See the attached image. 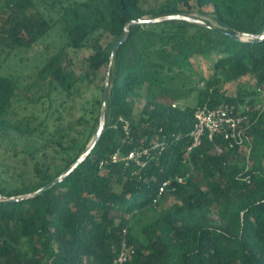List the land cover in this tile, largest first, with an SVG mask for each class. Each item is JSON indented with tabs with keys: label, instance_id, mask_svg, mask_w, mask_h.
Masks as SVG:
<instances>
[{
	"label": "trees",
	"instance_id": "1",
	"mask_svg": "<svg viewBox=\"0 0 264 264\" xmlns=\"http://www.w3.org/2000/svg\"><path fill=\"white\" fill-rule=\"evenodd\" d=\"M149 1L72 0L60 15L68 42L32 82L0 72V151L5 142L36 134L44 158L50 152L59 160L41 162L28 149L36 183L0 185V264H111L123 230L133 247L127 264H264V38L254 37L264 33V0ZM194 7L211 8L218 25L202 19L132 23L112 53L129 21L189 15ZM51 27L35 0H0L6 53L31 47ZM237 33L253 37L236 39ZM85 48L90 70H107L97 109H90V119H78L85 128L65 143L62 130L48 123L58 112V96L89 77L68 71L64 52ZM195 59L206 63L207 74L195 68ZM232 82L235 93L229 94L225 86ZM105 93V128L91 151L60 182L40 190L86 151ZM219 103L253 107L248 157L204 138L187 162L194 110ZM139 146L150 149L145 166L111 160ZM187 174L184 183L158 195L165 179ZM168 195L176 200L157 209ZM150 211L152 218L141 224Z\"/></svg>",
	"mask_w": 264,
	"mask_h": 264
},
{
	"label": "rangeland",
	"instance_id": "2",
	"mask_svg": "<svg viewBox=\"0 0 264 264\" xmlns=\"http://www.w3.org/2000/svg\"><path fill=\"white\" fill-rule=\"evenodd\" d=\"M35 0V10L43 12L52 22V27L46 35L41 37L31 47L15 49L9 53L0 48V72L10 74L19 80L22 84L27 85L32 82L35 73L42 65L54 54L59 52L68 42V34L65 30V23L60 18L64 5L72 0ZM156 0H150L151 4ZM198 12L194 7L192 15L198 19L206 20L213 25H218L210 15L211 8H203ZM89 49H81L73 51L66 49L64 52L62 63L68 71H73L76 75H89L88 78H82L71 94H61L57 98L55 108L58 109L57 114L50 118L48 126L52 128H60L64 135L63 141L68 143L73 137H78L80 132L85 128V124H79L77 121L82 116L90 119V109L96 108V98L101 97V86L104 83V76L107 66H102L97 71H92L86 61L89 55ZM194 66L203 73H208L206 63L201 59H195ZM248 80L244 78L243 81ZM255 83L254 80H251ZM236 82L226 84L225 91L229 94L235 93ZM264 97V89L262 94ZM143 102L138 103V109L141 108ZM102 107V106H101ZM90 142L88 143L89 146ZM43 140L38 135L26 137H18L14 142H5L4 150L0 151V185L6 186L8 189L20 188L23 184H35L36 179L33 176L32 168L34 161L30 155L25 152L35 151L36 157L41 162L59 163L58 159L52 160V155L47 150V157L44 158L41 149ZM87 146V147H88ZM5 149L7 153H5ZM16 153V154H15ZM14 154V155H13ZM23 158V159H21ZM26 163V166L23 165ZM176 199L173 196H165L161 198V203L157 209L165 207L173 203ZM153 212L145 213V218L140 221L141 224L152 218Z\"/></svg>",
	"mask_w": 264,
	"mask_h": 264
},
{
	"label": "built area",
	"instance_id": "3",
	"mask_svg": "<svg viewBox=\"0 0 264 264\" xmlns=\"http://www.w3.org/2000/svg\"><path fill=\"white\" fill-rule=\"evenodd\" d=\"M172 105L177 104L174 102ZM259 106L260 104L256 105L257 108ZM252 110L253 107L248 103H219L215 106L207 104L197 106L193 114L195 124L191 131L192 140L185 150V160L187 162L190 160L191 152L201 146L204 138H207L208 141L217 139L225 142L227 148L237 147L248 157L252 145V137L248 133ZM124 129H127V124L124 125ZM152 147L163 149V145L159 142H154ZM214 149L221 153L224 146L217 142ZM110 157L113 161L121 160L125 163L133 161L136 165L143 167L146 165L147 159L151 157V153L148 147L139 146L124 154L116 152ZM188 175H176L174 178L165 179L159 186L158 195L161 196L168 189H174L176 184L184 183ZM126 235V230H123L118 254L111 264H127L129 262L133 247L128 243Z\"/></svg>",
	"mask_w": 264,
	"mask_h": 264
},
{
	"label": "water",
	"instance_id": "4",
	"mask_svg": "<svg viewBox=\"0 0 264 264\" xmlns=\"http://www.w3.org/2000/svg\"><path fill=\"white\" fill-rule=\"evenodd\" d=\"M163 20H186V21H190V22H194V23H200L201 19H198L192 15H188V14H182V13H176V14H170V15H165V16H160V17H141L135 20H131L128 22V24L126 25L122 36L120 38V40L115 44L112 53H114L115 49L120 46L121 44H123L125 42V40L128 37V31H129V26L132 23H154V22H159V21H163ZM234 38L238 39H248V37H253V36H247V35H243L240 36L238 33L233 35ZM254 37H258V38H264V33L258 36H254ZM105 101H106V93L104 95V100H103V104L100 110V115H99V123L98 126L96 128V132L95 135L93 136V138L90 141L89 146L87 147L86 151L73 163V165L65 172L63 173L61 176L57 177L56 179H54L52 182L46 184L45 186L41 187L40 190H43L49 186H53L55 184H57L58 182H60L69 172H71L83 159L84 157L91 151L93 145L97 142V140L99 139L101 133L103 132L104 128H105ZM26 196H17L16 198L21 199ZM2 199V196L0 195V200Z\"/></svg>",
	"mask_w": 264,
	"mask_h": 264
}]
</instances>
